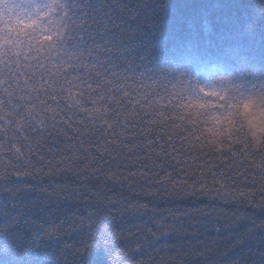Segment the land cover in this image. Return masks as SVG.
Here are the masks:
<instances>
[{"label": "clouds", "instance_id": "1", "mask_svg": "<svg viewBox=\"0 0 264 264\" xmlns=\"http://www.w3.org/2000/svg\"><path fill=\"white\" fill-rule=\"evenodd\" d=\"M0 264H264V0H0Z\"/></svg>", "mask_w": 264, "mask_h": 264}, {"label": "snow or ice", "instance_id": "2", "mask_svg": "<svg viewBox=\"0 0 264 264\" xmlns=\"http://www.w3.org/2000/svg\"><path fill=\"white\" fill-rule=\"evenodd\" d=\"M19 23L20 24H23L24 25V27H30V25H28V24H24V21L23 20H21V21H19ZM10 31H15V28H14V26L13 27H10V29H9ZM20 31L22 32L23 31V29H20Z\"/></svg>", "mask_w": 264, "mask_h": 264}]
</instances>
